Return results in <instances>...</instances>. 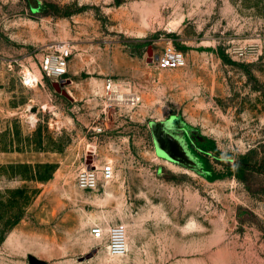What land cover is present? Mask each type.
<instances>
[{
    "label": "rangeland",
    "instance_id": "1",
    "mask_svg": "<svg viewBox=\"0 0 264 264\" xmlns=\"http://www.w3.org/2000/svg\"><path fill=\"white\" fill-rule=\"evenodd\" d=\"M171 41L186 66L150 61ZM58 42L65 78L25 85ZM0 264H264V0H0Z\"/></svg>",
    "mask_w": 264,
    "mask_h": 264
},
{
    "label": "built area",
    "instance_id": "2",
    "mask_svg": "<svg viewBox=\"0 0 264 264\" xmlns=\"http://www.w3.org/2000/svg\"><path fill=\"white\" fill-rule=\"evenodd\" d=\"M73 53V46L70 42H58L49 46L48 51L42 58L43 75L60 80L68 73L69 59ZM154 62L161 68H182L186 66V58L173 44L169 42L162 53L154 56ZM27 75V73H26ZM25 85L32 86L30 78L24 77ZM38 84V83H37ZM36 84V85H37ZM105 91L112 102L127 104L136 107L140 104L141 98L136 93H124L121 86L113 79H108L105 83ZM102 132V128L97 129ZM116 176V168L112 163L105 166H84L77 174V185L84 191H98L103 183L112 182ZM91 235L98 241H105L108 250L114 255H124L128 250L127 229L124 224H116L105 227L96 223L90 228Z\"/></svg>",
    "mask_w": 264,
    "mask_h": 264
},
{
    "label": "water",
    "instance_id": "3",
    "mask_svg": "<svg viewBox=\"0 0 264 264\" xmlns=\"http://www.w3.org/2000/svg\"><path fill=\"white\" fill-rule=\"evenodd\" d=\"M149 50H150V51H148V54H149V56L151 57V58H150V61H153L154 54L151 53L152 48L150 47ZM69 82H70V81L65 82V80H62V81H60L59 83H54V86L57 88V90H58L60 93L64 94V95L67 96V97H70L69 94H68L66 91H64V90L62 89V87L65 86V84H66V83H69ZM90 159H91V158H90Z\"/></svg>",
    "mask_w": 264,
    "mask_h": 264
},
{
    "label": "bare ground",
    "instance_id": "4",
    "mask_svg": "<svg viewBox=\"0 0 264 264\" xmlns=\"http://www.w3.org/2000/svg\"><path fill=\"white\" fill-rule=\"evenodd\" d=\"M41 74H43V73L40 72L39 74H37V73H35L33 71H28L26 76L28 78H30V80L32 82V86H35L41 80V78H42Z\"/></svg>",
    "mask_w": 264,
    "mask_h": 264
},
{
    "label": "trees",
    "instance_id": "5",
    "mask_svg": "<svg viewBox=\"0 0 264 264\" xmlns=\"http://www.w3.org/2000/svg\"><path fill=\"white\" fill-rule=\"evenodd\" d=\"M20 165H21V166H24V164H20ZM37 166H51V164H48V163H46V164H38ZM39 179H40V180H43V179H47V178L39 177ZM28 200H29V198H28ZM28 203H29V202H25L24 204L21 205V207H26ZM18 220H19V219H17V220L14 222V224H15ZM6 230H7V228H6Z\"/></svg>",
    "mask_w": 264,
    "mask_h": 264
},
{
    "label": "crops",
    "instance_id": "6",
    "mask_svg": "<svg viewBox=\"0 0 264 264\" xmlns=\"http://www.w3.org/2000/svg\"><path fill=\"white\" fill-rule=\"evenodd\" d=\"M160 41L162 42V39Z\"/></svg>",
    "mask_w": 264,
    "mask_h": 264
}]
</instances>
